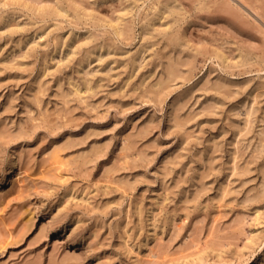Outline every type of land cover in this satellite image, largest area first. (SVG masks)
<instances>
[{"label":"rangeland","instance_id":"374dc122","mask_svg":"<svg viewBox=\"0 0 264 264\" xmlns=\"http://www.w3.org/2000/svg\"><path fill=\"white\" fill-rule=\"evenodd\" d=\"M0 264H264V0H0Z\"/></svg>","mask_w":264,"mask_h":264},{"label":"bare ground","instance_id":"6f19581e","mask_svg":"<svg viewBox=\"0 0 264 264\" xmlns=\"http://www.w3.org/2000/svg\"><path fill=\"white\" fill-rule=\"evenodd\" d=\"M55 161L60 162L58 154L53 155V162H55ZM7 162H8V164H7ZM7 162H6L5 167H6V171L8 170V173L4 174L3 181H2L3 183L9 181V176L12 175V173H14L13 167L18 164V159L16 158V156H11V158L8 159Z\"/></svg>","mask_w":264,"mask_h":264}]
</instances>
